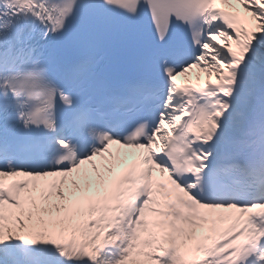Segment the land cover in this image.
Returning <instances> with one entry per match:
<instances>
[{
  "label": "snow or ice",
  "instance_id": "6c2138e0",
  "mask_svg": "<svg viewBox=\"0 0 264 264\" xmlns=\"http://www.w3.org/2000/svg\"><path fill=\"white\" fill-rule=\"evenodd\" d=\"M0 264H264V0H0Z\"/></svg>",
  "mask_w": 264,
  "mask_h": 264
},
{
  "label": "bare ground",
  "instance_id": "6f19581e",
  "mask_svg": "<svg viewBox=\"0 0 264 264\" xmlns=\"http://www.w3.org/2000/svg\"><path fill=\"white\" fill-rule=\"evenodd\" d=\"M225 6H227V5H225ZM238 7L239 6H236L235 8L237 9ZM199 75L203 76L201 81H198V79H197V77ZM207 79H208L207 73L206 72H202L200 68H190L189 71L186 74L177 77L178 81L184 82L186 80H188V81L194 80L197 84L202 83L203 86L207 84ZM213 81L215 82V75L214 74H213Z\"/></svg>",
  "mask_w": 264,
  "mask_h": 264
}]
</instances>
